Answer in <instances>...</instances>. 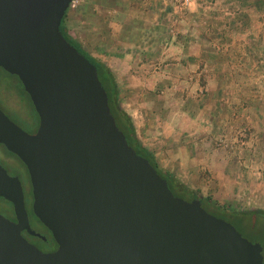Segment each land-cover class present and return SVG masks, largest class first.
<instances>
[{
  "label": "water",
  "instance_id": "water-1",
  "mask_svg": "<svg viewBox=\"0 0 264 264\" xmlns=\"http://www.w3.org/2000/svg\"><path fill=\"white\" fill-rule=\"evenodd\" d=\"M71 1L0 0V69L38 116L30 134L0 110V145L25 165L33 214L57 245L42 253L21 236L20 183L0 165V197L17 215H0V264H263L260 244L200 199L175 197L128 145L96 68L60 31Z\"/></svg>",
  "mask_w": 264,
  "mask_h": 264
},
{
  "label": "rangeland",
  "instance_id": "rangeland-1",
  "mask_svg": "<svg viewBox=\"0 0 264 264\" xmlns=\"http://www.w3.org/2000/svg\"><path fill=\"white\" fill-rule=\"evenodd\" d=\"M65 26L121 79H140L136 136L161 170L230 212H264V0H80ZM3 82L0 110L30 132V108Z\"/></svg>",
  "mask_w": 264,
  "mask_h": 264
},
{
  "label": "trees",
  "instance_id": "trees-1",
  "mask_svg": "<svg viewBox=\"0 0 264 264\" xmlns=\"http://www.w3.org/2000/svg\"><path fill=\"white\" fill-rule=\"evenodd\" d=\"M67 11L62 19L60 31L66 41L69 42L81 55H83L96 68L98 79L107 93L108 106L110 108V112L114 117L116 126L124 134L128 145L134 149L137 155L144 157L149 161V163L157 171V173L164 180H166L168 189L175 197L181 198L185 201L200 199L201 206L206 212L229 222L239 233L243 230L242 228H248L250 231L253 232V234L255 232L254 240L260 242L263 248L262 256L264 264V212L260 210L230 212L227 210L226 207L217 204L211 198H200L195 191L190 190L183 184L179 183L173 174L160 169L154 158V155L139 142L131 118L120 106L118 99L119 88L115 81L112 71L102 61L91 56L87 51H85L81 44H79L74 38H72V36L68 33L67 29L63 25V21L67 15ZM0 73H2L0 74V83L1 81H4L3 83L10 85L18 90L19 97L30 108V121L32 124L34 123L36 127L38 124V116L35 113L31 101L28 95L25 93L21 83L19 82L17 77L12 76L1 69Z\"/></svg>",
  "mask_w": 264,
  "mask_h": 264
},
{
  "label": "flooded vegetation",
  "instance_id": "flooded-vegetation-1",
  "mask_svg": "<svg viewBox=\"0 0 264 264\" xmlns=\"http://www.w3.org/2000/svg\"><path fill=\"white\" fill-rule=\"evenodd\" d=\"M38 127L32 128L30 132L34 133ZM0 165L10 177L17 178L20 183L21 198L26 212L29 230L23 228L20 232L25 241L37 248L42 253H51L57 249V245L49 232L33 214V196L30 178L25 165L14 154L8 152L3 145H0ZM19 199V195H17ZM17 199V200H18ZM0 215L11 222L17 223V215L14 204L0 197ZM255 239V238H254ZM252 243H258L256 240ZM261 246V244H260ZM262 247V246H261ZM263 254V248H262Z\"/></svg>",
  "mask_w": 264,
  "mask_h": 264
},
{
  "label": "crops",
  "instance_id": "crops-1",
  "mask_svg": "<svg viewBox=\"0 0 264 264\" xmlns=\"http://www.w3.org/2000/svg\"><path fill=\"white\" fill-rule=\"evenodd\" d=\"M63 25L65 26V19L63 21ZM65 28L67 29L68 27L65 26ZM108 67L110 68V66ZM110 70L112 71L115 81L119 87V92H121L126 99V102L123 103L122 106L121 105L120 106L126 112V114L129 115V117L131 118L137 135L138 128H136V124L138 123V118L139 119L142 118L143 120V116L147 114V110L144 106V99H145L144 95L142 93H138V91L141 92L143 90L138 88L140 86L133 87L134 83L140 82V79L131 76L127 77V79L126 78L121 79V75H116L115 71L112 68H110ZM134 90H136L135 92L137 93V96L140 98L139 101H134V102L131 101V97H132L131 95L133 94Z\"/></svg>",
  "mask_w": 264,
  "mask_h": 264
},
{
  "label": "built area",
  "instance_id": "built-area-1",
  "mask_svg": "<svg viewBox=\"0 0 264 264\" xmlns=\"http://www.w3.org/2000/svg\"><path fill=\"white\" fill-rule=\"evenodd\" d=\"M80 0H72L70 5H69V8H75V6L79 3Z\"/></svg>",
  "mask_w": 264,
  "mask_h": 264
}]
</instances>
